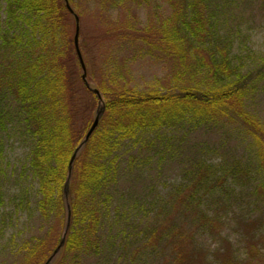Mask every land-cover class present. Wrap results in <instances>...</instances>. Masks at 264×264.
Returning <instances> with one entry per match:
<instances>
[{
  "label": "trees",
  "instance_id": "trees-1",
  "mask_svg": "<svg viewBox=\"0 0 264 264\" xmlns=\"http://www.w3.org/2000/svg\"><path fill=\"white\" fill-rule=\"evenodd\" d=\"M80 1L68 0L80 20L79 47L88 82L101 93L105 111L74 163L68 199L71 219L65 246L54 264H79L82 254L99 249L100 201L109 199L120 145L138 140L143 133L177 128L186 122H226L252 138L256 166L237 158L221 173L204 166L197 173L195 190L206 180L204 174L211 173L223 196H235L241 194L236 192L238 187L257 176L256 185L244 198L247 205L264 212V125L247 106L264 80V66L244 74L241 65L235 64L232 44L220 34L215 0H164L169 15L158 25L143 26L129 19L124 26L116 22L109 27L112 31L93 38L83 29ZM112 1L94 0L100 8L115 5ZM115 1H119L117 8L154 2ZM5 2V28L0 17V95L15 100L25 128L35 140L30 172L39 183L38 211L46 221L57 218L44 238L23 245L22 264H46L58 248L68 220L64 190L69 164L94 122L99 102L82 79L75 46L76 18L66 1ZM105 38L174 60L169 80L173 88L141 91L130 86L111 60L103 62L100 46ZM187 202L193 203V212L200 213L203 227L218 237L219 245L211 252L198 247L192 234L175 233L168 241L174 264H264V214L240 219L238 229L247 257L239 260L232 240L221 236L219 214L212 218V211H204L197 197ZM166 229L156 227L148 232L150 244L165 238Z\"/></svg>",
  "mask_w": 264,
  "mask_h": 264
},
{
  "label": "rangeland",
  "instance_id": "rangeland-1",
  "mask_svg": "<svg viewBox=\"0 0 264 264\" xmlns=\"http://www.w3.org/2000/svg\"><path fill=\"white\" fill-rule=\"evenodd\" d=\"M113 3L100 8L94 0L79 2L83 29L89 38L112 31L109 27L116 22L124 26L130 19L143 26L158 25L169 15L164 0L142 7L127 4L117 8L119 1ZM216 5L220 34L230 40L235 64L241 65L244 74L264 66V0H215ZM0 17L5 28V0H0ZM100 47L103 62L111 60L130 86L141 91L166 92L173 88L169 80L174 60L156 51L143 53L109 38L103 39ZM247 106L264 125V80ZM0 117V264H22L23 245L44 238L57 218L46 221L38 211L39 183L30 172L35 140L25 128L18 104L9 95H0ZM115 157L109 199L100 201L99 249L82 254L79 264H174L168 241L178 232L192 234L198 247L213 252L219 245L218 237L203 227L200 213L193 212V203L187 202L195 197L201 200L204 211H212V218L217 219L219 214L221 236L232 240L239 260L246 259L238 228L241 218L264 214L261 208L247 205L244 198L258 177L238 187L236 192L241 194L223 196L214 183L217 177L206 173V180L195 190L197 173L204 166L221 173L235 158L256 166L253 140L240 127L226 122H186L125 141ZM156 227L167 228L166 237L150 244L148 232Z\"/></svg>",
  "mask_w": 264,
  "mask_h": 264
},
{
  "label": "water",
  "instance_id": "water-1",
  "mask_svg": "<svg viewBox=\"0 0 264 264\" xmlns=\"http://www.w3.org/2000/svg\"><path fill=\"white\" fill-rule=\"evenodd\" d=\"M65 1H66L67 8L69 9V11L76 18L77 32H76V36H75V46H76V49H77V53H78L79 60H80V63H81V67H82V71H83L82 79H83V82L85 83V85L97 96V98L99 100V105H98V109H97V112H96V115H95V118H94V123H93L91 129L89 130L86 138L83 140V142L76 149V151L73 154L72 159L70 161L68 178H67L66 185H65V190H64L65 200H66V203H67V210H68V218H67L68 220H67L66 228L64 230L61 242H60L58 248L54 251V253L51 255V257L47 260L46 264H54L56 262V260L58 259V257L60 255L61 251L63 250L64 246H65L66 236H67V233H68L70 219H71V208H70V204H69L68 199H69L70 180H71L73 166H74V163H75L77 157L82 152V150L84 149L85 145L87 144V142L89 141V139L93 135L94 131L99 126V123H100L101 118H102V116L104 114V111H105L103 97L101 96L100 92L97 89H95V88H93L91 86V84L88 82V79H87V70H86V66H85V63L83 61V57H82V54H81V51H80V47H79V36H80V20H79V17L74 14V11L71 8L68 0H65Z\"/></svg>",
  "mask_w": 264,
  "mask_h": 264
}]
</instances>
